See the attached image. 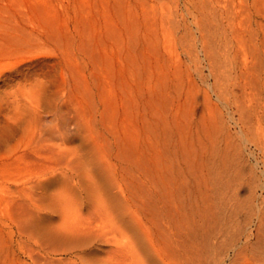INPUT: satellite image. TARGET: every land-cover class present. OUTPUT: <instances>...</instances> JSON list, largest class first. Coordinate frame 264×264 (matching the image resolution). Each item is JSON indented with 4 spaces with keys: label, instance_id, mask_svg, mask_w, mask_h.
I'll use <instances>...</instances> for the list:
<instances>
[{
    "label": "rangeland",
    "instance_id": "374dc122",
    "mask_svg": "<svg viewBox=\"0 0 264 264\" xmlns=\"http://www.w3.org/2000/svg\"><path fill=\"white\" fill-rule=\"evenodd\" d=\"M75 227L259 264L264 0H0V264Z\"/></svg>",
    "mask_w": 264,
    "mask_h": 264
},
{
    "label": "bare ground",
    "instance_id": "6f19581e",
    "mask_svg": "<svg viewBox=\"0 0 264 264\" xmlns=\"http://www.w3.org/2000/svg\"><path fill=\"white\" fill-rule=\"evenodd\" d=\"M177 207L179 206H176V211ZM174 221L170 220L167 223L169 225L176 224L179 229L180 224L177 225L178 221ZM90 227H75L68 230L69 233L63 235L62 240L58 241L54 248L60 257L51 261V264H223L226 261L229 243L232 245V242L226 243V230L219 228L214 230L216 232L211 233L210 231V234H206L214 239L210 245L207 243L204 248L196 249L191 247L193 244L188 245L189 248L187 246L180 248L183 242L179 246V240L175 238L174 233L158 238L156 232H149V230L136 236L140 240L139 248L127 245L129 242L112 245L111 241H114V238L108 237L109 232ZM222 238H225L223 243ZM101 243L111 244V246L105 249L101 247ZM196 245L198 246V244ZM258 256H260L259 264H264V252Z\"/></svg>",
    "mask_w": 264,
    "mask_h": 264
}]
</instances>
